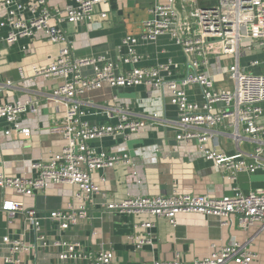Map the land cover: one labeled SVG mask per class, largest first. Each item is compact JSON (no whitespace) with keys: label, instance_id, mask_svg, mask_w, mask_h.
Wrapping results in <instances>:
<instances>
[{"label":"built area","instance_id":"built-area-1","mask_svg":"<svg viewBox=\"0 0 264 264\" xmlns=\"http://www.w3.org/2000/svg\"><path fill=\"white\" fill-rule=\"evenodd\" d=\"M117 1L73 0L65 8L52 0H4L0 4V32L6 31V37L0 40L6 46L29 40L28 47L22 49L25 54L32 52L35 40L59 46L58 55L46 67L35 69L34 77L56 81L49 95L53 120L48 131L63 137L57 154L47 161L30 164L31 176L9 178L0 173V190L33 197L52 185L77 189L71 196L77 206L69 202L65 209L51 211L46 216L21 202H1L0 210L8 224L19 216L24 226L17 237L1 238L0 244L6 249L1 256L3 264H28L27 257L37 252L50 253L51 259L33 264H112L110 250L89 252L79 239L68 237L88 218L92 198L99 193L93 174L130 165L128 154L96 150L91 141L119 137L126 140L129 138L126 132L142 134L149 127L143 121L129 119L121 110H117L120 116L115 126L89 125L81 96L100 89L104 83L112 89L142 86L166 91L170 105L177 109V119L165 122L174 130L176 142L196 143L201 160L210 163L215 173L224 175L232 183H237L240 175L264 171V125L260 122L264 112V74L246 71L264 66V59H252L243 69L239 66L241 58L256 48L264 52V0H143L149 4L148 19L141 24L139 36L122 39L124 54L120 63L127 69L119 75L114 73V65L105 56L75 57L64 28L100 25L107 14L97 8ZM162 36H168L186 58V73L181 78L173 74L178 65L170 60L155 67L140 65L143 58L137 46L152 44ZM220 58L232 59L230 65L216 68V75L232 82L231 89L216 88L210 75L214 62L218 63ZM84 69L89 70L88 75ZM19 75L23 78L21 71ZM13 86L10 80L0 83V93ZM193 86L200 90L203 99L200 105L190 101L186 94V89ZM32 105L35 102L26 99L0 106V120L8 126L4 136L10 137L12 132L29 136V130L21 127L20 116L28 111L34 113ZM152 118L156 119L155 115ZM220 137L230 139L235 151L228 154L219 149ZM243 140L254 146L249 158L238 148ZM101 181L105 180L101 178ZM231 191L228 198L186 194L135 196L103 206L106 213L119 217L165 219L172 228L176 227L177 214L195 213L215 218L219 227L235 224L243 231L253 226L264 230V190L243 194L239 187H234ZM46 222L51 224L54 237L42 228ZM154 227L149 220L132 224L134 233L146 232L143 236L131 235L136 250L153 246L151 230ZM27 231L33 235L30 243L24 237ZM251 242L252 238H248L243 243L212 245L205 258L192 262H186L176 253L170 261L156 260L153 264H251L256 259L249 249Z\"/></svg>","mask_w":264,"mask_h":264},{"label":"crops","instance_id":"crops-1","mask_svg":"<svg viewBox=\"0 0 264 264\" xmlns=\"http://www.w3.org/2000/svg\"><path fill=\"white\" fill-rule=\"evenodd\" d=\"M3 1L0 0V4ZM52 1L64 8L73 4V0ZM148 7V2L143 0H119L97 8L107 14V19L101 21L100 25H79L74 28L65 26L68 43L74 47V56L83 59L105 56L114 65V73L122 74L127 67L120 63L124 54L121 41L125 36L140 35L141 24L148 19ZM4 37L6 31H1L0 39ZM28 44L29 40H20L12 46H6L0 40V83L10 80L14 84L12 88L0 93V106L15 100L24 102L31 99L35 102V106L32 105L34 113L28 111L20 116L21 127L30 132L28 137L15 132L10 137L4 136L8 126L0 120V173L9 178L31 176L30 164L47 161L60 151L63 143L61 135L48 131L53 120L49 95L55 88L56 81L46 77H34L35 69L46 67L58 55L59 46L35 40L32 42V52L25 54L22 49L27 48ZM136 49L143 58L140 64L143 67H155L170 60L178 65V69L173 70L175 77L181 78L186 73V58L168 36H162L152 44L140 43ZM249 56L264 59V52L256 48L244 58ZM231 63L230 58H220L218 63L214 62L210 75L216 88H232V82L216 75V68ZM247 64L239 61L242 69ZM257 70L264 74V66ZM19 71L23 78H20ZM84 73L88 75L89 70L84 69ZM186 94L190 101L199 105L203 103L198 87L187 88ZM81 99L86 104L85 120L89 125L115 126L119 123L120 116L117 110H121L127 113L129 119L143 121L149 128L142 134L131 135L126 132L129 137L126 140L119 137L91 141V146L96 150L128 154L130 165L113 170H100L93 174L99 193L92 198L88 218L81 221L68 237L79 239L84 249L89 252L110 250L112 264H153L156 260L170 261L176 253L186 262H192L205 258L212 245L221 247L243 243L252 238L249 249L256 255V259L251 264H264V230L259 231L258 226L250 227L246 231L240 230L235 224L219 227L215 218L188 213L177 214L176 227L172 228L165 219L146 216L119 217L106 213L103 206L107 202H121L135 196L186 194L228 198L234 187H239L243 194L263 191L264 171L240 175L237 183H232L224 175L215 173L210 163L201 160L196 143L176 142L174 130L165 122H174L177 119V109L170 105L166 91L149 90L142 86L112 89L104 83L98 90L85 92ZM153 115L156 119L152 118ZM260 122L264 125V112ZM220 131L223 132L221 129ZM218 142L219 149L224 152L231 154L235 151V145L227 137H220ZM253 147L246 140L238 146L240 152L248 158L253 154ZM101 178L105 181L102 182ZM76 191L72 186L52 185L36 192L33 197H21L12 191L0 190V204L3 200L21 202L46 216L51 211L65 209L69 202L77 206L71 198ZM144 220L155 224L151 230L153 246L136 250L130 239L134 233L132 224ZM42 228L54 237L49 222L42 223ZM23 230L21 217L18 216L8 224L0 210V240L6 235L17 237ZM137 233L143 236L146 232L138 230ZM24 234L28 243L33 241L30 231ZM5 253V247L0 244V264H3L1 256ZM44 253L30 254L26 259L27 263L51 259L52 254Z\"/></svg>","mask_w":264,"mask_h":264},{"label":"rangeland","instance_id":"rangeland-1","mask_svg":"<svg viewBox=\"0 0 264 264\" xmlns=\"http://www.w3.org/2000/svg\"><path fill=\"white\" fill-rule=\"evenodd\" d=\"M215 53L216 52H213L212 54L215 55ZM255 58H256V56H249V57L241 59V60H242L243 64L246 65L247 62H249L250 60L255 59ZM246 71L251 72V73H259L257 69H247Z\"/></svg>","mask_w":264,"mask_h":264}]
</instances>
